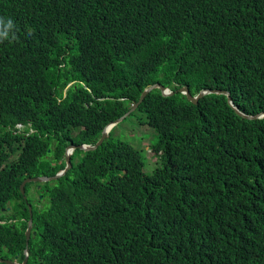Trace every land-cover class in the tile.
Here are the masks:
<instances>
[{"label": "trees", "instance_id": "1", "mask_svg": "<svg viewBox=\"0 0 264 264\" xmlns=\"http://www.w3.org/2000/svg\"><path fill=\"white\" fill-rule=\"evenodd\" d=\"M0 18L14 23L0 42L2 258L23 259L28 203L25 264H264V117L226 94L157 88L138 104L125 120L141 111L157 133L151 172L111 130L36 182L35 204L19 189L155 82L264 111V0H0Z\"/></svg>", "mask_w": 264, "mask_h": 264}, {"label": "water", "instance_id": "2", "mask_svg": "<svg viewBox=\"0 0 264 264\" xmlns=\"http://www.w3.org/2000/svg\"><path fill=\"white\" fill-rule=\"evenodd\" d=\"M160 89L162 95L164 96H172L178 92L185 94L188 98V100L193 103L196 104L197 101L199 100V98H201L202 96H204L205 94H210V93H221V94H226L228 96V102L229 104L240 114L242 115V117H245L247 119H256V118H261L264 117V111H259L257 113L254 114H250V113H246L243 110H241L236 104H234L233 100H232V96L230 94V92L228 90H223V89H212V88H203L201 89L197 94L192 95L189 92L188 86L184 85L181 86L179 89H170L169 87L163 85L160 82H155L151 85H149L147 88H144L142 90V92L140 93V96L138 98V100L133 103L130 108L128 109V111L125 114H122L121 117H119L118 119H116L113 122H110L109 124H107L102 132L100 137L96 140V142L94 144H79V145H69L66 147L65 149V160H66V166L65 168H63L62 170H60L59 172H57L55 175L53 176H46V175H39V176H33V177H26L25 179L22 180V182L19 185V189L21 191V193L24 195V186L26 183L28 182H47V181H52V180H56L58 178H60L61 176L65 175L66 172L72 167V160H71V154L73 152V150L75 148L81 149L83 151H89V150H94L98 145H100L103 140L109 135L111 129L113 127H115L117 124H119L121 121L125 120L127 117H129V114L137 107L139 106L138 104H140L144 98L154 89ZM28 211H29V219L27 221V226H26V230H25V250L24 252L26 253L27 251V246H28V240L30 238V233H31V229H32V217H31V208L28 205ZM34 235V234H33ZM24 261L21 264H24ZM0 263L3 264H17L14 261H9V260H4L1 259L0 257Z\"/></svg>", "mask_w": 264, "mask_h": 264}, {"label": "rangeland", "instance_id": "3", "mask_svg": "<svg viewBox=\"0 0 264 264\" xmlns=\"http://www.w3.org/2000/svg\"><path fill=\"white\" fill-rule=\"evenodd\" d=\"M145 121V114L138 111L133 113L127 120L121 121L115 126V128L113 127L114 129L112 128L111 130L113 131V135L115 137L121 140H127L134 146H138L143 149L142 153L144 154L145 161L147 162V168H145V171L151 172L156 167L155 163L157 161V157L154 155V151L151 147L157 141V133L153 128L145 125ZM76 161L77 159L74 160V162ZM35 183L36 182H33V184L28 185V187H35ZM36 186H39V184ZM36 195L37 194L34 195L31 191H29L30 198H33ZM33 204L35 203L33 202ZM34 233L35 231H31L32 235Z\"/></svg>", "mask_w": 264, "mask_h": 264}, {"label": "clouds", "instance_id": "4", "mask_svg": "<svg viewBox=\"0 0 264 264\" xmlns=\"http://www.w3.org/2000/svg\"><path fill=\"white\" fill-rule=\"evenodd\" d=\"M13 28H14V23H13V21L11 20V19H8L7 21H5L3 18H0V42H2V41H4V40H7V39H9V37H10V34L12 33V30H13ZM171 89V88H170ZM20 127V128H17V127ZM25 127H23V126H21V125H17L16 127H15V129L18 131V132H22V130L24 129ZM33 131L31 130V129H29L28 130V132L27 133H25V135H28V134H30V133H32ZM25 192V191H24ZM23 197H25V193H24V195H23ZM26 199V198H25ZM29 205V204H28ZM28 205H27V207H28ZM30 206V205H29ZM9 207V206H8ZM7 207V208H8ZM7 208H5V207H3L2 208V212L3 213H5V214H7V212L9 211V209H7ZM10 208V207H9ZM31 208V207H30ZM28 209V208H27ZM29 212V211H28ZM30 217V216H29ZM1 220H4V219H2L1 217H0V223H6V221L4 220V221H1ZM28 221V220H27ZM32 224H33V222H32ZM26 226H27V224H26ZM26 230V229H25ZM31 231H33V226H32V229H31ZM34 235H35V233H34ZM34 235H32L31 233H30V238L32 237V236H34ZM29 238V239H30ZM29 241V240H28ZM26 246V245H25ZM24 250H25V248H24ZM28 257H29V250H28V246H27V251H26V253L23 251V259H22V261L21 262H19V258H18V261H14L15 263H17V264H21L23 261H24V259H25V262H24V264L26 263V262H28ZM9 261H12V260H9ZM1 264H3V263H1Z\"/></svg>", "mask_w": 264, "mask_h": 264}, {"label": "flooded vegetation", "instance_id": "5", "mask_svg": "<svg viewBox=\"0 0 264 264\" xmlns=\"http://www.w3.org/2000/svg\"><path fill=\"white\" fill-rule=\"evenodd\" d=\"M38 187H30L29 188V190L27 191V193H26V195H25V197H24V199L26 198V197H29V191H31L34 195L36 194V189H37ZM38 197H41V195H39L38 194ZM35 197H33V198H31V203H35ZM26 205H28V203H26ZM7 209H9V211L11 210L9 207L7 208ZM1 221H4V220H1ZM12 221H14V220H12ZM1 257V256H0ZM18 258H19V256L17 255V256H15L13 259H10V258H2L1 257V259H4V260H12V261H18ZM1 264V263H0Z\"/></svg>", "mask_w": 264, "mask_h": 264}, {"label": "built area", "instance_id": "6", "mask_svg": "<svg viewBox=\"0 0 264 264\" xmlns=\"http://www.w3.org/2000/svg\"><path fill=\"white\" fill-rule=\"evenodd\" d=\"M17 128H20L19 126Z\"/></svg>", "mask_w": 264, "mask_h": 264}]
</instances>
